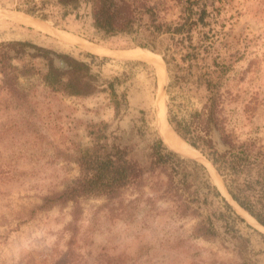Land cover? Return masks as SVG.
<instances>
[{
	"label": "rangeland",
	"instance_id": "1",
	"mask_svg": "<svg viewBox=\"0 0 264 264\" xmlns=\"http://www.w3.org/2000/svg\"><path fill=\"white\" fill-rule=\"evenodd\" d=\"M143 1L155 4L162 23L188 19L183 34L159 35L155 52L137 46L133 34L96 29L88 0L67 6L0 0V264H264V231L233 199L245 217L214 196L200 209H180L159 170L145 171L114 197L96 192L41 207L43 197L62 192L79 176L83 151L113 137L145 170L157 139L181 152L158 130L161 108L166 118L168 108L188 118L201 107L203 91L169 86L173 72L163 58L169 49L198 47L208 53L199 65L214 58L217 70L227 69L220 117L238 141L264 145V0ZM201 9L205 23L192 24ZM17 14L42 28L14 21ZM60 32L73 39L60 38ZM10 41L32 46L7 47ZM133 48L150 55L122 53ZM67 61L89 67L92 93L68 95L45 83L48 67L67 69ZM181 153L195 156L180 154L202 164L217 187L199 150ZM209 220L215 235L203 234Z\"/></svg>",
	"mask_w": 264,
	"mask_h": 264
},
{
	"label": "trees",
	"instance_id": "2",
	"mask_svg": "<svg viewBox=\"0 0 264 264\" xmlns=\"http://www.w3.org/2000/svg\"><path fill=\"white\" fill-rule=\"evenodd\" d=\"M56 1L67 6L76 5L79 0ZM88 1L96 29L110 36L133 34L137 46L154 52L158 50L156 42L159 35L183 34V28L188 23V19L175 23L158 21L155 4L148 5L143 0ZM204 15L205 9H201L197 19L191 23L204 24ZM15 45L32 46L26 41L6 44L7 47ZM207 56L208 53L198 47L179 49L177 52L169 49L163 55L168 70L173 72L170 87L186 92L192 89L203 91V103L199 109L193 110L188 118H179L168 108V122L182 140L199 150L212 163L234 202L264 226V145L252 139L238 141L226 129L220 112L222 78L227 69L217 70L214 58L210 63L199 65V61L207 59ZM66 63L67 69L51 64L43 75L45 83L68 95L92 93L95 85L88 78L89 67L84 63ZM109 84L112 87V83ZM120 140V137H113L112 141L106 140L92 150L83 151L78 157L80 174L76 180L62 192L43 197L41 207L96 192L114 197L125 186L137 181L145 171L159 170L167 177L165 191L179 201L180 209H200L207 205L210 196H214L219 197L224 207L233 212L218 188L210 182L202 164L182 158L179 152L157 139L149 146L145 170L137 160L129 158V149ZM208 222L201 226L204 228L203 234L215 235V226L211 220ZM196 231L202 232L199 228Z\"/></svg>",
	"mask_w": 264,
	"mask_h": 264
},
{
	"label": "bare ground",
	"instance_id": "3",
	"mask_svg": "<svg viewBox=\"0 0 264 264\" xmlns=\"http://www.w3.org/2000/svg\"><path fill=\"white\" fill-rule=\"evenodd\" d=\"M14 21L18 22V23H22V24H25V25H28V26H31L33 28H42V26L40 24H36L34 23L33 21H30L31 19H33L34 21L36 19L32 18V17H29V16H26V15H15L12 17ZM37 21V20H36ZM59 37L62 38V39H73V36L68 34V33H63V32H60L59 33ZM75 40V39H74ZM73 41V40H72ZM81 41V40H79ZM87 42V41H86ZM85 47V46H84ZM86 48V47H85ZM90 50L93 51V52H96V53H107L108 50H101V49H98L94 46H91L90 47ZM112 54V52H110ZM115 53V52H114ZM117 53V52H116ZM122 53H124L125 55L127 56H134V57H138V58H142L144 56H149L150 53L146 52L145 50L143 49H140V48H133V49H129V50H126V51H122ZM157 68L160 70L161 67L160 66H157ZM160 109L158 110L157 114L159 113ZM159 118V117H158ZM160 126L158 128L159 132H162L164 137L167 139V141H169L171 144H173L175 147L179 148V150L181 152H192V151H195V149L190 146L189 144H187L185 141L181 140L180 137H178V135L174 132V130L171 128V126L169 125L168 121H167V118H166V114L164 112V109L163 107L161 108V111H160V122H159ZM161 133V136L163 137ZM163 137L164 141H165V138ZM166 142V141H165ZM167 143V142H166ZM168 144V143H167ZM169 145V144H168ZM170 146V145H169ZM171 147V146H170ZM172 148V147H171ZM174 149V148H172ZM176 150V149H174ZM177 151V150H176ZM179 152V151H177ZM179 152L181 155L183 156H187V157H192L194 158L195 156H189V155H185L183 153ZM197 158V156H196ZM207 161V160H206ZM209 162V161H207ZM209 165L212 169V171L214 172V182L216 183L219 191H221L223 194L225 192V194L223 195V197L227 200V202H229V200H232L230 198V196L228 195V193L225 191L224 187H223V184L222 182L220 181V179L218 178V176L216 175L215 171H214V168L213 166L211 165V163L209 162ZM221 193V194H222ZM233 201V200H232ZM232 207L234 209H236V211L238 213H240L241 215H243L251 224H253L255 227H257L258 229L264 231V227H261L249 214H247L244 210H241V212H239V210L236 208V206H234L231 202H229ZM234 203V202H233ZM237 205V204H236ZM238 206V205H237ZM242 209V208H241Z\"/></svg>",
	"mask_w": 264,
	"mask_h": 264
},
{
	"label": "water",
	"instance_id": "4",
	"mask_svg": "<svg viewBox=\"0 0 264 264\" xmlns=\"http://www.w3.org/2000/svg\"><path fill=\"white\" fill-rule=\"evenodd\" d=\"M170 147V146H169ZM171 148V147H170ZM172 149V148H171ZM173 150V149H172ZM175 151V150H174ZM176 152V151H175ZM212 165V164H211ZM224 189H225V186L223 185ZM225 191L228 193V191L225 189ZM229 195V194H228ZM232 199V198H231ZM260 225V224H259ZM261 226V225H260ZM261 227H264V226H261Z\"/></svg>",
	"mask_w": 264,
	"mask_h": 264
},
{
	"label": "crops",
	"instance_id": "5",
	"mask_svg": "<svg viewBox=\"0 0 264 264\" xmlns=\"http://www.w3.org/2000/svg\"><path fill=\"white\" fill-rule=\"evenodd\" d=\"M25 15V14H24ZM39 21V20H38Z\"/></svg>",
	"mask_w": 264,
	"mask_h": 264
}]
</instances>
